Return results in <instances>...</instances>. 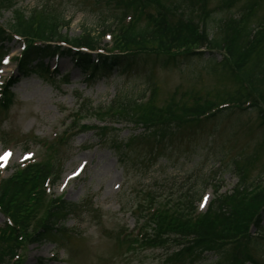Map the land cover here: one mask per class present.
<instances>
[{
    "label": "rangeland",
    "instance_id": "1",
    "mask_svg": "<svg viewBox=\"0 0 264 264\" xmlns=\"http://www.w3.org/2000/svg\"><path fill=\"white\" fill-rule=\"evenodd\" d=\"M12 1L26 15L48 5L55 8L69 22L61 30L69 39L88 32L98 36L122 15L112 0ZM174 1L177 0H161L168 7L185 3ZM206 4L215 18L239 19L243 14V23L263 27L257 34L264 42V0H209ZM143 6L150 8L147 1ZM12 22V11L4 10L0 15V98L6 97L7 102L5 107L0 105V182L12 178L26 181V167L55 159L59 160L62 175L55 186L49 184L55 178L39 185L45 197L43 200L37 196L36 210L27 227L26 203L30 201L26 192L20 198V206H10L11 211L18 213L19 225L13 233L7 230L8 240L0 241L2 255H8L3 264H178L167 261L165 249L154 247L150 240L152 232L136 223L139 213L135 215L130 209L145 203L150 189L180 190L190 187L189 179L196 176L207 175L209 181L203 200L197 205L198 212L204 214L218 196L223 200L230 197L229 202L235 207H239L236 194L254 197L250 223L261 217L260 231L264 233V124L258 107L251 106L262 104L238 76L220 70L213 73L210 66L199 60L179 68H161L156 64L150 85L157 88V112L161 111L169 121L186 120L197 107L208 110L212 118L199 125L177 123L175 133L159 140L148 135L142 125L123 123L102 130L94 120L81 122L80 117L71 118L72 110L83 100L105 106L119 92L141 94L150 87L145 75L151 66L136 67L128 75L114 74L92 84L71 57L60 55L45 63L54 79L39 70L23 75L17 59L21 55L20 45H26L25 42L2 38L9 33ZM52 45L61 51L71 49L67 44ZM191 49L206 51L199 46ZM121 50L126 49L115 31L103 38L99 49L91 54ZM7 52L10 54L4 57ZM213 55L221 59L219 54ZM261 90L264 95V88ZM223 108L228 111L218 114ZM77 127L82 130L75 134ZM115 143L122 148L121 153L114 149ZM66 177L69 180L64 183ZM236 190L244 192L235 193ZM61 200L78 206L65 221L61 235L44 244L30 242L43 225L49 206ZM11 218L0 209V228L12 225ZM257 229L253 223L245 231L256 236ZM247 235L242 238L245 242ZM234 247L225 248L228 255L234 253ZM251 253L259 264H264V238ZM215 260L208 255L196 264H214Z\"/></svg>",
    "mask_w": 264,
    "mask_h": 264
},
{
    "label": "trees",
    "instance_id": "2",
    "mask_svg": "<svg viewBox=\"0 0 264 264\" xmlns=\"http://www.w3.org/2000/svg\"><path fill=\"white\" fill-rule=\"evenodd\" d=\"M112 1L122 11V15L115 19V23L107 25L98 36L88 32L69 39L61 33L69 22L64 14L58 13L50 5L26 15L17 8L14 1L0 0V15L4 10L13 13L9 33H4L3 40L10 42L14 38H19L26 44L22 45L21 56L17 59L19 72L29 75L36 74L39 70L42 75L54 79L55 77L45 66V61L64 55L71 57L85 74L88 83L95 84L114 74L124 76L136 67L151 66L148 67L149 73L145 75L150 87L145 88L141 94L134 96L119 92L105 106H94L91 101L83 100L76 109L72 110L70 116L80 117L81 122L94 120L102 126L100 127L102 130L123 123L142 125L147 129L148 135L159 140L161 137L165 139L167 135L175 133L174 125L177 123L199 125L206 123L212 117L208 110L196 107L186 120L169 121L164 118L161 111L157 112L154 106L157 88L150 85L153 68L156 64L161 68H179L199 60L210 66L209 70L213 73L218 70L221 73L229 72L247 84L262 104V106L251 104V106L258 107L259 117L264 124V95L261 92L264 88V42L257 34L258 29L263 30V27L254 28L251 24L243 23L245 18L243 14L239 15V19H235L238 16H231L230 19L215 18L207 11L206 2L209 0H196L195 3L191 0H181L185 3L181 5L174 3L172 7L164 5L161 0ZM144 1L150 4V8L143 6ZM201 11L204 12V16ZM113 24H116L114 28ZM115 31L121 38L125 51L93 56L89 52L73 50H98L100 41ZM54 42L67 44L71 49L61 51L51 46ZM194 46L205 47L206 51L191 49ZM144 50H148V53H144L146 52ZM214 53L219 54L221 59L218 60ZM7 54L9 52L5 55ZM150 59L154 60L153 65L151 63L153 60ZM35 62L37 65H33ZM138 73L142 72L139 70ZM243 86V90H246ZM6 90L8 92L9 87H6ZM6 102V97L0 99L1 106L5 107ZM227 111L228 109L223 108L218 114ZM171 114L169 112V115ZM80 130L82 129L77 127L73 132L77 134ZM93 130L101 131L96 127H93ZM114 146L116 152L121 153L120 145L115 143ZM58 162L59 160L55 159L51 163L26 167V181L12 178L0 182V209L12 217V225L8 223L6 229L0 228V241L8 240L7 230L11 233L18 230V213L16 210L11 211L10 206H16V203L20 206L23 203L20 198L24 192L26 199L30 201V204L26 203V227L31 223V216L36 210L37 196L40 195L43 200L45 197V191L38 189L39 185H45L50 178H55L49 181L51 186L57 185L60 181L62 172L58 170ZM208 182L207 175L196 176L189 179L190 187H182L180 190L168 189L169 187L161 191L150 189L146 193L147 201L135 204L130 211L135 215L139 213L136 223L152 232H150V240L157 249H165L168 262L196 264L211 255L216 258L214 264H247L248 262L259 264L251 250L258 249L260 241L264 238V233L260 231L261 217L253 221L258 228L256 236H249L245 231L250 224H253L250 223L249 213L255 208L254 197L236 194L239 207H235L229 202L230 197L223 200L218 196L210 203L207 211L201 214L197 205L208 189ZM243 192L235 191V193ZM235 202L234 200L232 203ZM242 207L245 209L249 207V210L241 212ZM77 208L76 204L64 200L53 201L43 225L29 241L44 244L49 242L50 238L59 237L65 221L76 212ZM246 235L245 242L243 239ZM232 245L235 246L234 253L228 255L225 248L228 246L230 248ZM7 257V254L2 255L0 251V264H3Z\"/></svg>",
    "mask_w": 264,
    "mask_h": 264
},
{
    "label": "bare ground",
    "instance_id": "3",
    "mask_svg": "<svg viewBox=\"0 0 264 264\" xmlns=\"http://www.w3.org/2000/svg\"><path fill=\"white\" fill-rule=\"evenodd\" d=\"M69 179H68V177H66L65 179H64V183L65 182H67ZM207 203V200L205 201V204Z\"/></svg>",
    "mask_w": 264,
    "mask_h": 264
}]
</instances>
